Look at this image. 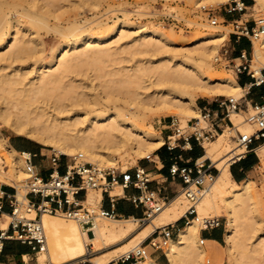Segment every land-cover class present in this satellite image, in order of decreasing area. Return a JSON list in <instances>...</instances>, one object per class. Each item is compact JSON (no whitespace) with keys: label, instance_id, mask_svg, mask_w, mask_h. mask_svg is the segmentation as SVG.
Masks as SVG:
<instances>
[{"label":"bare ground","instance_id":"6f19581e","mask_svg":"<svg viewBox=\"0 0 264 264\" xmlns=\"http://www.w3.org/2000/svg\"><path fill=\"white\" fill-rule=\"evenodd\" d=\"M221 1L225 0H194V3L198 6ZM100 4L101 0H0V156L7 168L5 181L17 189L19 204L27 203L26 192L20 187L29 175L24 160L29 153L12 148L2 127L49 145L59 153H80L84 161L98 168H112L116 158L131 157L135 161L151 157L165 142L150 123L145 126L148 118L145 110L168 111L185 124L188 119L199 117L197 96L244 91L234 75L207 72L218 43L227 37L224 31L201 32L187 39L185 47H176L180 40L172 39L158 26L133 23L126 12L124 18L114 19L113 23L99 19L87 27L76 20L64 26L48 24L49 17L58 18L84 6L92 10ZM252 8L257 12L255 20L264 21V0H253ZM21 17L26 18L25 22ZM41 27L52 28L61 39L50 48L47 58L38 32ZM252 44L253 58L264 62V32L252 39ZM126 51L152 56L117 68L102 66ZM83 70L79 78L75 76ZM248 114L252 119L253 112ZM230 120L236 127L234 136L255 129L254 121L247 120L239 111L233 112ZM230 129L224 128L203 144L204 156L198 162L209 158L217 173L209 182L205 181L198 194L197 214L188 218L177 236L164 244L170 264L205 263L199 227L217 221L220 204L226 218L228 259L222 264H264V233L260 232L259 216L257 220L255 183L250 178L238 182L231 177L230 162L243 150L237 143H230L233 136ZM255 150L264 166V141ZM111 190L110 195L122 194L119 184ZM100 197L101 193L88 194V200L98 201ZM182 198L179 192L169 199L138 230L134 218H109L110 223L96 218L92 225L83 228L74 219L58 217L60 213L42 212L38 221L44 229L45 241L37 251V262L63 264L88 260L108 264L126 255L156 228L182 217L186 211ZM209 209L215 213L210 215ZM28 213L30 218L36 216L32 207ZM7 227L8 220L0 224L1 230ZM259 237L252 244V239ZM141 264L158 263L147 254Z\"/></svg>","mask_w":264,"mask_h":264},{"label":"built area","instance_id":"2783aa9c","mask_svg":"<svg viewBox=\"0 0 264 264\" xmlns=\"http://www.w3.org/2000/svg\"><path fill=\"white\" fill-rule=\"evenodd\" d=\"M202 7L204 8L205 6ZM246 9L247 5L243 0H229L223 6L225 15H239L238 17H232L230 20L232 35L237 39L247 38L252 43V39L259 37L264 32V21L257 22V20H253V23L250 24L247 20H243L242 16L245 14ZM207 11L209 22L216 25L217 16L214 12H211L212 9ZM221 49L220 55H216L215 60L217 62L227 61L225 65L232 62V70L235 75L246 73L250 78L242 86L244 88L242 96L239 98L221 95L214 96L209 102L199 107V117L188 119L186 125H181L177 118L171 117L170 134L166 136L168 149L174 148L179 142H182L183 146L189 145L191 139L203 146L206 141L213 139L224 128L229 127L228 121L231 122L230 115L241 109V101L252 87H264V66L255 71L251 69V58H248L249 54L244 50H241L237 57L229 58L226 45L223 44ZM236 59L240 61L236 63ZM247 103L245 101L246 109L248 107ZM249 103L254 111L252 119L255 129L252 133L238 132L234 136L235 142L243 150L234 160L240 159L251 151L254 141H264V95L261 96L260 102ZM200 119L204 124L200 123ZM61 156L62 153L51 148L49 153L51 166L46 178L42 177L35 169L31 162V155L24 156L26 169L29 172L26 184L27 191L25 193L27 203L24 205V210H22V205L16 199V189H14V194L0 190V211L2 209V196L10 199L11 206L8 227L4 230L0 229V250L5 240L14 239L30 245L31 249L37 252L45 241L44 229L38 221L42 212L60 213L67 218L76 220L83 228L92 225L96 218H120V215L114 209L119 195H110L109 191L115 184L121 185L122 188L132 186L139 190L138 194L128 195L126 198L135 206H144L143 218L140 219L142 221L160 210L168 200L160 195L159 189L150 188L149 184L153 179L143 167H127L123 170L98 168L84 161L82 155L77 153L66 158L64 163L65 170L61 173L58 170ZM146 158L153 164L156 163L151 157L147 156ZM205 160L201 163L196 160L193 167H179L176 164L169 166L171 177H178L183 182L180 190L188 202L183 215L185 222L189 217L197 214L195 203L198 192L192 187L203 189L205 181L211 180L213 177L212 164L210 160L205 163ZM98 189L101 193L100 199L98 201L88 200L89 191ZM81 191H83V197L79 198L77 195ZM105 193L111 209H106L101 205L102 195ZM28 196H30V199ZM31 207L36 212V216L33 218L25 215V213L30 211ZM218 225L219 222L217 220L213 224L200 228V230L217 227ZM170 237L172 236L169 230L162 225L156 228L141 243L137 244L130 252L117 260L121 264H126L127 262L128 264H141L146 255L150 254L146 250L147 247L153 250H163L164 244ZM63 264H77V262Z\"/></svg>","mask_w":264,"mask_h":264},{"label":"rangeland","instance_id":"374dc122","mask_svg":"<svg viewBox=\"0 0 264 264\" xmlns=\"http://www.w3.org/2000/svg\"><path fill=\"white\" fill-rule=\"evenodd\" d=\"M229 0L221 1V2H215V3H208V2H203V4L196 5L194 3V0H101V4L94 7V9L89 10L86 6L80 7L77 10H71L64 12L63 14L59 15L58 18L54 17H49L48 24L53 26L55 23H59L60 25L64 26L66 25L69 21L76 20L80 26H85L87 27L89 24L99 20V19H106L108 20L109 23H113V20L117 18H124L123 14L126 12L129 15V20L132 21L135 24H145L147 26L155 25L161 28L164 32L168 33L169 36L172 39H178L181 41V43L176 44V47H185V42L187 39L192 38L193 36L205 32V31H224L226 32V39L218 43L217 46V52L215 55L219 56L221 53V46L224 44L226 45L228 52L227 56L229 58H232V53H231V48H230V36H232L231 30L232 27L230 25V20L232 17H238L239 15H225L223 12V6L226 2ZM245 4L247 5V9L245 10V14L242 16L243 20H247L248 23H253V20H255V15H256V9L253 10L252 8V3L253 0H243ZM205 6L204 8L202 7ZM209 9H212L211 12H214V14L217 16V28L213 27L214 25L211 24L208 20V11ZM123 12V13H122ZM260 12V11H259ZM25 17H21V20L25 22ZM50 27H41L39 28V37L42 41L43 47H44V55L47 58L49 54V50L52 46L56 45L58 42H60V36L57 34L58 32L54 31ZM93 32L96 31V29H92ZM243 38V37H242ZM247 39V38H246ZM12 40L9 41L11 43ZM252 43H250V53L249 57L251 58V69H254L255 67H263L264 62H260L259 60H256L252 56ZM152 55L149 53H140V54H135L132 55L130 52H123L121 54L116 55L112 61L108 60L102 64L104 68L110 69V68H117L121 65H128L132 64L133 62H136L137 60H145L146 58H151ZM215 57L210 58V65L207 68V72L209 74H231L234 75V72L232 70V62L229 64H226L227 61H220L217 62ZM240 60L236 59L235 62L238 63ZM84 69V68H83ZM90 70L87 69V72ZM85 70L80 73H76V77H80ZM243 90L240 89L236 94H230V95H222V96H233L235 98H238L241 94H243ZM103 94V93H102ZM118 94L115 92H112V95ZM215 95H210V96H197L195 99V102L197 104L198 101L202 99H208L211 100ZM217 96V95H216ZM252 108V107H251ZM249 108V112H253ZM241 112L246 116L247 120H252L249 117V114L245 113L246 107H242ZM145 114L148 116L146 120L145 126L150 123V125L154 128L156 132H159L160 134L162 133H168L170 134V119L171 117L177 118L180 122L181 125H186L183 124L179 118L178 115L170 113L168 111H160V112H150L148 110L144 111ZM231 117V115H230ZM193 119V118H192ZM200 123L204 124L203 121H200ZM229 127L232 129L229 130L230 134H233L235 132V126L228 121ZM1 131L5 135V137L9 134L11 135H19L7 128L2 127ZM222 132V131H221ZM22 137V140L29 139L23 135H19ZM231 136L232 141L230 142L231 144H236L235 138ZM216 137V136H215ZM214 137V138H215ZM213 138V139H214ZM7 139V137H6ZM165 143L167 144V138L165 137ZM211 139V140H213ZM34 141V140H33ZM210 141V140H209ZM8 142V141H7ZM263 141H258V144H261ZM39 143V142H38ZM257 144V145H258ZM40 145L44 148L43 151L45 155L43 156V165L47 166L49 163V158L48 155L50 153L51 146L49 145H43L40 143ZM256 145V146H257ZM55 150V149H54ZM57 151V150H56ZM156 149L153 151L155 153ZM152 152V154H154ZM256 153V151H255ZM151 154V157H152ZM69 155L62 153L61 159H66ZM117 163L115 166L112 168L114 169H126L127 167H131L132 165H136L138 161L140 160H145L147 163H150L153 165V162H150L147 160L146 157H141V158H136L134 161L133 158L129 157L127 160H122L116 158ZM157 161V164L159 165V162L157 158H155ZM87 161V160H86ZM104 167V166H103ZM122 167V168H121ZM107 168V167H105ZM0 172L4 173L3 175L0 174V184L4 185H9L5 181V173L7 172V168L4 166L3 158L0 156ZM212 172L213 176L217 173V169L215 166L212 164ZM157 177V176H155ZM248 178L253 179L255 183V188H256V211L258 213L257 215V220L259 218L260 221V227L262 234L264 233V166L258 160V166L256 167V170L253 174H251ZM210 180H208L209 182ZM207 182V183H208ZM206 183V184H207ZM24 186L20 187V189L24 190L25 192L27 191V179L23 182ZM11 186V185H10ZM193 188V187H192ZM198 194L201 192L202 188L200 189H195ZM96 193L100 196V191L99 190H91L89 193ZM181 192V190H179ZM182 199L184 203V209L187 207V200L184 198V195L182 194ZM32 198V197H31ZM172 198V197H171ZM169 197V199H171ZM168 199V200H169ZM167 200V201H168ZM166 201V202H167ZM26 202V201H24ZM23 202V203H24ZM22 205V210L25 208V204ZM210 215H213L215 212L212 209H209ZM218 212L220 215L217 217V220L219 222V225L216 227L217 229L220 230L222 234V239L219 243L213 244L212 249L215 251L216 255H206L204 257V264H222L228 262L227 256L225 254L226 252V243H225V229H226V218L223 214L224 209L223 206L220 204L218 208ZM25 213V212H24ZM26 216L29 217L30 213H25ZM58 215V214H56ZM259 216V218H258ZM58 217H62L63 219L70 220V218L65 217L64 215H58ZM1 223L0 224H6L7 220L9 222V217L6 218L4 215L1 217ZM124 218V217H122ZM127 218V217H126ZM190 218V217H189ZM99 220H104L107 223L111 222V218H97ZM121 219V218H119ZM146 223V220L142 221H136L134 220V226L135 230H138L141 228L144 224ZM202 228V226L199 227V229ZM199 237H202L199 233ZM175 238V237H172ZM259 238H253L252 239V244H255L259 241ZM164 247L163 250H156L155 253L159 255V257L165 258L164 254ZM147 252L150 253L152 250L151 248L147 247L146 248ZM264 252V249H263ZM38 256V253L36 252L33 260H35ZM118 259V258H117ZM116 260V259H114ZM113 260V261H114ZM209 260V262L207 261ZM79 262V261H77ZM86 263L90 262L88 260L85 261ZM91 263V262H90ZM45 264H48V262H45ZM167 264H170L167 262Z\"/></svg>","mask_w":264,"mask_h":264},{"label":"crops","instance_id":"0c3cea01","mask_svg":"<svg viewBox=\"0 0 264 264\" xmlns=\"http://www.w3.org/2000/svg\"><path fill=\"white\" fill-rule=\"evenodd\" d=\"M230 48L233 57H237L241 50H244L248 54L250 53V42L246 38H235L233 35L230 36ZM238 84L242 87L244 83H247L250 78L246 73H240L234 76ZM243 88V87H242ZM264 95V87H252L249 92L244 96L241 101V108L245 107V101L248 102V107L245 110V113L248 114L249 108H251L249 102H260L261 96ZM208 99H202L197 102L198 107L202 106L206 102H209ZM240 113L241 110H239ZM163 138H165L168 133L161 134ZM7 141L9 145L17 151H27L31 155V162L34 165L37 172L44 178L48 176L49 168L51 166L50 160L47 166L43 165V156L45 155L43 151V147L37 141H33L31 139L22 140L19 135H7ZM165 140V139H164ZM258 141H254L252 143V150L246 153L240 159L234 160L230 162L229 170L231 173V177L233 180L241 182L247 179L251 174H253L258 166V160H260L259 155L257 152L255 153L256 147L259 145ZM257 145V146H256ZM156 154V155H155ZM156 156L159 165L155 158ZM204 156V146H200L196 141L191 139L189 145L183 146L182 142L177 143V145L172 148L168 149L166 143L164 142L160 147H158L154 154H152L151 159H153L156 163L151 165L147 163L145 160H140L134 166L143 167L147 172H149L150 177L153 181L150 182L149 186L153 189H159L160 195L169 199V197H174L179 193L183 182L178 177H171L169 173V166L171 164H176L179 167H193L194 162ZM49 158V155H48ZM205 163H208L210 160L209 158H204ZM66 159L59 160V167L58 170L63 173L65 170L64 163ZM157 176V177H155ZM114 187V186H113ZM112 187V188H113ZM111 188V189H112ZM14 186L9 185H2L0 184V190L14 194ZM109 189V191L111 190ZM115 190V189H113ZM112 191V190H111ZM117 192V190H116ZM115 192V193H116ZM17 193V189H16ZM139 190L135 187L129 186L122 188V194H118L119 196L116 199L114 209L115 212L120 215V218H134L135 220H140L143 218L144 214V206L137 205L135 206L132 204L126 196L138 194ZM79 198L83 197V191L79 192L77 195ZM30 199V196H28ZM2 209L0 211V223L1 217L6 214H9L11 210L10 206V199L6 196H2ZM101 205L106 209H111L107 194L102 195ZM188 220V219H187ZM186 220V221H187ZM184 217H180L178 220L165 224L166 228L169 230L172 237H176L178 231L184 226L185 224ZM159 228V227H158ZM203 228V227H202ZM199 233L202 237V244L205 248L206 255H216L215 251L212 249V245L219 243L222 239V234L219 229L216 227H209L205 230H199ZM156 250H151L149 256L157 261L158 264H167L168 259L165 255V258L159 257L158 254L155 253ZM164 252V251H163ZM36 251L32 250L30 245L21 243L14 239H7L4 241L2 249L0 250V264H38L37 259L33 260ZM165 254V252H164ZM24 256L27 258L24 259ZM209 262V260H208ZM77 264H93V263H86L85 261L77 262ZM108 264H121L119 260H114L109 262ZM128 264V262L126 263Z\"/></svg>","mask_w":264,"mask_h":264},{"label":"trees","instance_id":"16d2710c","mask_svg":"<svg viewBox=\"0 0 264 264\" xmlns=\"http://www.w3.org/2000/svg\"><path fill=\"white\" fill-rule=\"evenodd\" d=\"M246 2H247V0H246Z\"/></svg>","mask_w":264,"mask_h":264}]
</instances>
